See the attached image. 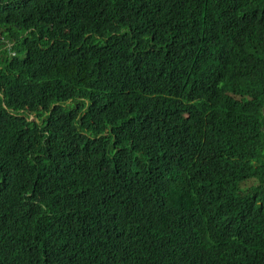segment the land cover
I'll return each instance as SVG.
<instances>
[{"label": "trees", "instance_id": "16d2710c", "mask_svg": "<svg viewBox=\"0 0 264 264\" xmlns=\"http://www.w3.org/2000/svg\"><path fill=\"white\" fill-rule=\"evenodd\" d=\"M0 264H264V0H0Z\"/></svg>", "mask_w": 264, "mask_h": 264}, {"label": "clouds", "instance_id": "9594fccd", "mask_svg": "<svg viewBox=\"0 0 264 264\" xmlns=\"http://www.w3.org/2000/svg\"><path fill=\"white\" fill-rule=\"evenodd\" d=\"M124 232L126 235L128 234L127 229L124 227V225L120 222V234ZM114 240V235H110L108 239H106L104 242H101L100 245L98 246V251H101V249L110 241Z\"/></svg>", "mask_w": 264, "mask_h": 264}, {"label": "rangeland", "instance_id": "374dc122", "mask_svg": "<svg viewBox=\"0 0 264 264\" xmlns=\"http://www.w3.org/2000/svg\"><path fill=\"white\" fill-rule=\"evenodd\" d=\"M28 116H30V120H35V115L34 114H29V113H26ZM251 185H254V183H251Z\"/></svg>", "mask_w": 264, "mask_h": 264}]
</instances>
